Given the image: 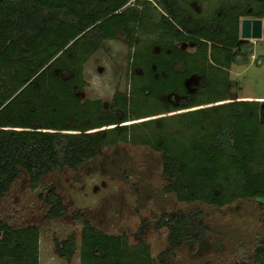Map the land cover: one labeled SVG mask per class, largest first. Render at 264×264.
Masks as SVG:
<instances>
[{
  "label": "trees",
  "instance_id": "trees-1",
  "mask_svg": "<svg viewBox=\"0 0 264 264\" xmlns=\"http://www.w3.org/2000/svg\"><path fill=\"white\" fill-rule=\"evenodd\" d=\"M191 1L0 0V200L21 169L37 190L48 173L77 168L105 148L133 144L162 153L169 181L164 192L182 203L224 207L256 198L264 205L260 103L199 108L230 98L241 21L264 18V0H222L205 16L191 9ZM120 35L133 50L136 69L129 92H116L110 102L83 100L86 64ZM196 76L201 85L192 94L187 84ZM169 95L188 100L175 105L166 101ZM154 116L159 118L144 120ZM45 200L51 205L47 219L63 217L56 190ZM162 225L170 229L172 250L207 232L203 220L182 212L164 215ZM40 238L35 226L14 228L0 219V264H40ZM56 247L71 261L76 239ZM255 256L256 264H264L262 249ZM80 262L162 264L149 243L133 246L126 234H108L88 222Z\"/></svg>",
  "mask_w": 264,
  "mask_h": 264
},
{
  "label": "rangeland",
  "instance_id": "rangeland-1",
  "mask_svg": "<svg viewBox=\"0 0 264 264\" xmlns=\"http://www.w3.org/2000/svg\"><path fill=\"white\" fill-rule=\"evenodd\" d=\"M221 2L192 0L190 7L205 16ZM178 46L190 52L196 49L191 43ZM240 48L231 69L229 102L264 101V28L261 39L242 38L236 51ZM132 53L123 35L106 41L85 66L87 87L80 92L82 99L110 102L116 92H129L136 71ZM200 83V78L194 77L188 84L195 89ZM31 181L28 170L21 169L17 181L0 200V219L14 228L35 226L40 230V264H81V236L87 222L108 234H126L133 246L149 243L153 256L162 264H256L257 251H264V205L260 199L243 198L224 207L182 203L175 194L164 192L169 181L163 174L162 153L150 147L118 144L77 168L46 174L37 190L32 189ZM52 189L65 207L63 217L54 220L46 218L51 205L45 199ZM179 212L203 220L207 232L199 241L187 240L172 250L170 229L162 225V217ZM71 237H75L77 247L69 261L59 255L56 245Z\"/></svg>",
  "mask_w": 264,
  "mask_h": 264
},
{
  "label": "water",
  "instance_id": "water-1",
  "mask_svg": "<svg viewBox=\"0 0 264 264\" xmlns=\"http://www.w3.org/2000/svg\"><path fill=\"white\" fill-rule=\"evenodd\" d=\"M264 21L262 18H243L241 21V38L257 40L263 37ZM264 109V106H262ZM262 122L264 111L262 110Z\"/></svg>",
  "mask_w": 264,
  "mask_h": 264
},
{
  "label": "flooded vegetation",
  "instance_id": "flooded-vegetation-1",
  "mask_svg": "<svg viewBox=\"0 0 264 264\" xmlns=\"http://www.w3.org/2000/svg\"><path fill=\"white\" fill-rule=\"evenodd\" d=\"M263 21H264V18H262ZM241 37V36H240ZM242 39V38H241ZM128 44V43H127ZM129 46V45H128ZM182 48V47H181ZM184 49V48H183ZM196 77H199L200 76H196ZM190 81V80H189ZM200 82H201V78H200ZM189 83V82H188ZM201 83L199 84L198 87H196L195 89H191L190 88V84H187L188 88H189V91L192 92V94H195V92L199 89ZM168 98L166 99V101H175V105H179L180 103H182V101H187L188 100V96H177V95H169L167 96ZM231 98H229L228 100L224 101V102H221V103H215V104H210V105H205L203 106V108L205 107H212V106H215L217 104H222V103H229V100ZM264 99V98H263ZM241 101H246V100H240V99H237L235 101H231V102H241ZM252 102H258L260 103V116L262 118V110L264 111V109H262V106H264V101H252ZM201 108V107H199ZM189 110H192V109H189ZM184 111H188V110H184ZM262 120V119H261Z\"/></svg>",
  "mask_w": 264,
  "mask_h": 264
}]
</instances>
